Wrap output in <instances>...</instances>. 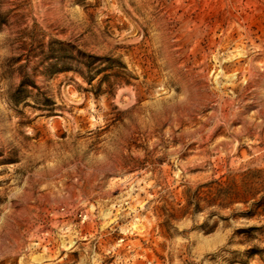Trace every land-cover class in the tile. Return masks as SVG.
<instances>
[{"label": "rangeland", "instance_id": "374dc122", "mask_svg": "<svg viewBox=\"0 0 264 264\" xmlns=\"http://www.w3.org/2000/svg\"><path fill=\"white\" fill-rule=\"evenodd\" d=\"M0 264H264V0H0Z\"/></svg>", "mask_w": 264, "mask_h": 264}]
</instances>
